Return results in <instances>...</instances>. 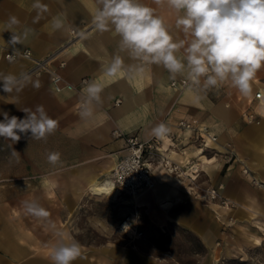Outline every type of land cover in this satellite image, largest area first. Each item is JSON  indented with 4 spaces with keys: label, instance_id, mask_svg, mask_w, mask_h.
<instances>
[{
    "label": "crops",
    "instance_id": "obj_1",
    "mask_svg": "<svg viewBox=\"0 0 264 264\" xmlns=\"http://www.w3.org/2000/svg\"><path fill=\"white\" fill-rule=\"evenodd\" d=\"M35 2L0 0V73L19 76L31 65L24 58L5 60L6 51L28 49L34 58L55 52L66 62L61 73L75 89L56 92L48 75L42 74L31 77L32 82H40L39 88L29 82L20 92L0 90V110L10 116L23 118L21 110L34 111L43 105L47 114L58 120L56 132L48 137L47 151L60 152L63 162L52 166L47 160L29 159L35 145L28 135L21 134L18 142L0 137V264H51L50 247L56 239L53 230L45 221L26 214L23 201H37L51 213L57 229L71 237L74 217H89L96 231H104L98 219L103 216L98 195L90 192L88 180L110 174L124 154V137L113 136L114 129L124 136L136 134L140 140H147L153 136L152 128L166 123L172 131L167 138L158 139L162 156L180 166L201 162L202 181L191 190L157 162L158 158L146 155L154 187L130 196L129 210L140 212L151 225L164 228L175 223L211 247L223 233L219 221L229 212L204 199L201 188L217 183L224 185L225 197L239 204L233 212L250 216L255 208L260 211L257 215H264V187L252 186L241 173L242 166H247L264 182V98L258 102L253 97L264 88V67L252 82V95L244 97L226 85L209 90L206 96L200 93L204 98L197 103L189 88L180 91L170 85L173 79L163 66L141 65L127 53L117 52L118 35L114 31L101 33L92 24L97 0H40L46 11L34 8ZM142 2L156 9L175 39H187L175 28L176 13L166 0L160 5L154 0ZM11 17L19 23L8 28ZM54 18L63 21L61 29L53 28ZM72 29L79 33L75 38ZM26 30L30 31L25 37ZM13 34L21 42L12 44ZM116 54L121 55L125 69L137 66L143 70L131 76L125 71L115 78L105 77L103 68ZM93 80L105 85L103 103L95 107L91 119L84 121L78 115L79 104L86 83ZM246 109L257 112L260 123H246L241 116ZM180 119L206 125L217 141L201 150L193 133L177 127ZM79 243L82 253L73 264H167L135 244Z\"/></svg>",
    "mask_w": 264,
    "mask_h": 264
},
{
    "label": "clouds",
    "instance_id": "obj_2",
    "mask_svg": "<svg viewBox=\"0 0 264 264\" xmlns=\"http://www.w3.org/2000/svg\"><path fill=\"white\" fill-rule=\"evenodd\" d=\"M164 0H154L160 5ZM176 13L175 28L187 39H175L156 9L142 0H97L98 7L92 24L101 33L114 31L118 37L117 52L127 55L141 65L163 66L171 79L183 77L193 91L194 101L199 103L204 96L200 93L223 86L235 88L242 96L252 95V82L258 70L264 67V0H166ZM36 9L47 10V6L36 0ZM19 21L11 17L8 28ZM63 21L53 20V28L61 29ZM26 30L24 36L28 35ZM10 42H21L18 35H11ZM181 50H183L181 52ZM142 67L124 68L121 55L116 54L103 68V75L115 78L125 71L131 76ZM57 79H59L57 77ZM32 78L27 73L19 76L0 73V90L10 94L20 92ZM33 87L39 88L37 80ZM104 83L95 80L87 82L82 92L79 117L87 121L94 116L95 107L103 103ZM23 118L9 115L0 110V137L18 142L21 134L30 139L46 141L53 135L59 122L51 118L43 105L35 110L23 109ZM172 129L166 123H159L151 134L163 140ZM30 134V135H29ZM14 156L17 152L13 150ZM47 162L56 166L62 164L61 153L50 151ZM23 211L43 220L53 230L55 241L50 247L51 264H73L82 253L79 241L58 230L51 221V213L37 201H23Z\"/></svg>",
    "mask_w": 264,
    "mask_h": 264
},
{
    "label": "rangeland",
    "instance_id": "obj_3",
    "mask_svg": "<svg viewBox=\"0 0 264 264\" xmlns=\"http://www.w3.org/2000/svg\"><path fill=\"white\" fill-rule=\"evenodd\" d=\"M32 144L35 145V151L30 156L33 158L29 159L39 162L47 160L48 138L46 141L34 140ZM202 172L198 183L202 181ZM250 173L253 174L252 171ZM108 174L109 172L107 177L110 176ZM244 177L252 186L264 187V182L260 181L261 186L257 183L253 185L246 176ZM130 196L128 192L116 188L113 192L99 194L97 204L103 216L98 219L104 224V231H96L95 222L89 217H74L71 221L72 238L83 243L135 244L142 251L162 259L167 264H264V215L248 216L233 212L239 204L233 210L216 205L229 213L226 219L219 221L223 233L211 247H207L195 234L179 225L170 223L164 228H157L146 221L140 212V236L120 230L118 224L133 212L129 210ZM229 216L232 220H228Z\"/></svg>",
    "mask_w": 264,
    "mask_h": 264
},
{
    "label": "built area",
    "instance_id": "obj_4",
    "mask_svg": "<svg viewBox=\"0 0 264 264\" xmlns=\"http://www.w3.org/2000/svg\"><path fill=\"white\" fill-rule=\"evenodd\" d=\"M70 33L73 38L79 35V33L75 32L73 29ZM57 56V53L53 52L43 58H34L28 49L21 51L10 50L3 54L4 59L9 61L18 58L29 59L31 65L24 73L29 74L31 77H38L42 74H47L50 85L56 92L75 89L72 84L64 79L61 73L66 62L58 59ZM54 62H56V66H53ZM57 77L59 79H57ZM81 82H86V78H83ZM170 85L180 91L189 88L183 77L171 80ZM253 97L260 102V100L264 98V92L257 90ZM116 102H118V100H116ZM241 116L246 123L250 124L259 122L258 113L252 109L244 110L241 113ZM177 127L182 131L193 133V138L201 150L209 149L210 145L217 141V136L213 134L206 125L201 124L197 120L180 119L177 122ZM112 135L115 137L123 136L125 140L124 154L114 163L110 170V179L117 190L126 191L133 196L144 189L154 187V182L151 176V166L146 160V155L151 158H158L157 162H160L168 172L173 173L184 180L191 190H194V188L199 185L198 178L202 172L200 166L201 162H188L184 166L173 164L167 158L162 156L159 149V140L154 136H151L147 140H140L136 134L124 136V134L118 129H114ZM229 151L231 152V150ZM241 172L246 176L250 170L248 167L243 166ZM251 183L256 185L254 180H251ZM223 189L224 185L222 183L208 185L201 188V194L203 198L210 203L226 210H233L236 204L225 197ZM139 219L140 214L135 210L121 220L118 224V228L120 230L128 231L133 235L140 236L142 231L138 228ZM228 220H232V217L229 216Z\"/></svg>",
    "mask_w": 264,
    "mask_h": 264
},
{
    "label": "bare ground",
    "instance_id": "obj_5",
    "mask_svg": "<svg viewBox=\"0 0 264 264\" xmlns=\"http://www.w3.org/2000/svg\"><path fill=\"white\" fill-rule=\"evenodd\" d=\"M261 91H264V88H261ZM260 102H261V100H260ZM258 123H260V121ZM258 123H250V124H258ZM250 171H252L253 174H251L249 172L246 175V178L249 179V181L254 180L258 186H261L258 175L251 168H250ZM109 177L110 176L107 177V175H106V177L104 176L102 178H98V177L90 178L88 180L89 186H90V191L95 195L96 194L99 195V194L109 193L111 191L113 192V190H115V185L112 183V180ZM133 196H136V194ZM243 205H244V207L248 206V208H250V209L252 208L251 206L245 205L244 203H243ZM254 209L251 210L253 215L259 214L260 211H255L257 209H255V210Z\"/></svg>",
    "mask_w": 264,
    "mask_h": 264
}]
</instances>
